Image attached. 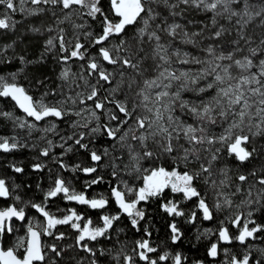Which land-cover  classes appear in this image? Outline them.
Instances as JSON below:
<instances>
[{"label":"trees","instance_id":"trees-1","mask_svg":"<svg viewBox=\"0 0 264 264\" xmlns=\"http://www.w3.org/2000/svg\"><path fill=\"white\" fill-rule=\"evenodd\" d=\"M174 3H177V0H169V4ZM248 3L254 7L249 8L252 19L243 18L248 20L246 24L240 16H232L229 19L230 13L215 15L212 11H204L203 6L196 8L180 4L171 10L178 13L172 16L169 9L162 4H151L149 6L160 15L155 20L149 21L147 31L149 33L157 31L161 36V43L167 44L171 41L170 52L174 48H179L182 52L199 55L201 58L206 56V52L201 49L209 45L215 46L218 52H227L239 47L241 51L235 53L236 59L250 56L249 49L256 48L258 53L253 60L254 63H258L260 59H264V44L260 43L264 40V23H262L264 13L260 16H255L254 13L264 6V0H248ZM13 4L15 11L0 5V19H5L7 16L10 25L7 29H0V77L9 84L22 86L34 101L43 99L49 106L60 107L59 101H65L69 96L76 97L77 93L87 96L91 89L85 86L80 75L87 77L88 85L96 83L97 76L93 74L88 77L86 65L100 47L98 45L93 47L90 41L102 33V25L99 22L101 17L98 16L97 20H93L84 14L86 9L74 10L76 6H73V9H63L61 4L53 5L50 2L34 5L31 0H23V2L13 0ZM101 4L104 5L106 15L109 14V0H101ZM230 7L243 15V0L238 4L233 3ZM217 11L222 9L218 8ZM214 16L215 25L212 23ZM172 23H179L182 30L189 34L200 33L192 37L197 41L198 47L182 43L181 35L173 39L161 30ZM157 25L160 29H157ZM141 27H143L141 21L129 26L126 29L127 36L124 38L131 42V38L136 36L137 29ZM221 28L225 30L223 35L219 39H213V34ZM177 32L181 33V30L178 29ZM87 33H92V36H87ZM241 33L245 39L240 40L239 45H234L232 41L239 39ZM61 36L67 49L64 52L60 50ZM49 39L53 40L52 46L47 45ZM119 39V37L112 38L113 42H119ZM77 42L85 46V59L73 58L69 59L67 64L63 63L62 57L68 56ZM155 43L149 41L146 34L144 42L135 45L137 49H143L137 52L133 60L134 63L139 61L141 74L131 68H120L119 65L104 63V67L113 72L114 79L111 84L101 82L103 86H98L97 99L103 100L104 97L112 99L109 93L118 83L121 87L114 94L115 99L124 100L126 96L131 99L143 87L145 79L154 78L156 74L154 66L157 61L152 59V52ZM105 45L111 47L108 42H105ZM119 55L127 56L128 53L122 51ZM81 65L85 67L82 68ZM65 69L69 71L67 80L61 78ZM121 72L124 73L123 77L120 75ZM233 72L235 74L236 70L233 69ZM132 79L135 83L129 89L128 84ZM189 96L191 94H186L184 98L188 99ZM105 106L108 109L114 108L113 104L107 102ZM63 107L70 113L63 120L49 117L36 122L27 117L15 101L8 97H0V141L7 139L10 144H18L16 149L9 152L0 151V179L5 180L10 192L8 198H0V210L15 206L25 212L23 221L13 218L11 224L14 231L0 238V247L5 250L13 248L19 238H25L26 246V231L30 221L38 231L41 230V225L45 223L44 217L31 207L32 204H40L46 206L45 210L57 218L70 214L69 209L75 210L82 217L78 221L81 227L89 220L92 221V228L103 227L102 217L105 215L120 217L113 222L112 228L104 236L98 237L95 241H84L95 252V256L77 246L79 233L75 229L70 225H57L52 230L51 236L41 235L42 244L45 245L43 264H92L93 260L96 264H149L152 260H155L156 264H175L174 258L177 255L181 257V264H230L233 257L242 260L245 255L249 257V264H264V230L255 233L254 237L248 238L241 244L235 239L239 235L240 228L233 224L235 218L239 216L241 226L249 220L255 221V224H249V228L256 225L264 226V184L259 183L264 179V133L253 135L257 129L252 127L249 131L245 127L243 134L249 136V142L242 146L252 152V155L244 162L237 160L234 154L229 155L226 145L220 143L195 145L198 152L190 154L188 159L184 160V149L190 150L193 145H190L182 134L178 140L172 141L174 151L166 153L156 142L163 143L159 136L156 137V141L149 139L145 148L139 141L130 137L126 142L111 140L103 128L99 133L89 134L98 123L100 125L109 123L104 112L96 110L100 117L99 121L92 119L88 127L80 126L85 122L83 117H89V113L84 112L81 117L74 113L84 108L94 109L93 101L80 104L77 100L75 105L68 101ZM3 113H10L11 117H6ZM177 114L179 115V112ZM181 118L187 124L196 126V121L190 115H182ZM234 119L236 118L230 116L226 121L218 119L216 125H206L207 134L218 136ZM25 121L27 124H34L35 127L21 128L19 124ZM259 122V118L252 120L253 125ZM53 123L54 129L44 131L46 128L51 129ZM115 123L112 122V125ZM74 124L76 127H73ZM261 127L264 128V125ZM126 130L127 126L117 133V137ZM81 132L85 134L82 143L88 145L86 149L75 143ZM234 133L240 134V130L234 129ZM136 134L139 135L140 132ZM69 136L72 139H67ZM69 148L71 151H68ZM217 148L221 151L216 152ZM45 150H48L47 156L42 155ZM146 150L152 151L154 155L150 158L144 157ZM93 151L101 155L102 159L99 162L91 160ZM213 154L217 155L215 161L211 160ZM133 156L138 159L133 160ZM37 164L42 167L34 170ZM61 164L65 167H61ZM77 165L79 168L76 167ZM201 165L209 168V172H203ZM14 167L22 168L23 171L17 173ZM88 167H96L97 171L85 174L82 169ZM161 167L167 171L198 174L192 186L200 195L185 199L183 193H173L170 187L165 188L158 195L138 203L137 209L144 212V217L143 219L137 217L138 223L133 227L131 223L133 217L127 216L119 208L111 195L112 188L116 187L125 192L126 201L132 202L136 191L143 187V177ZM137 168L140 169L139 172L136 171ZM241 175L247 178L243 182L239 180ZM97 178L102 179L89 187V183ZM57 179L64 180L70 191L82 193L87 199H105L107 201L105 207L92 209L88 205L67 201L62 193L46 200V193L54 187ZM125 185L128 187L126 188ZM128 188L133 191L129 193ZM201 198L209 206L211 219H204L203 212L198 207ZM226 200L231 203H225ZM217 204L221 207L217 208ZM167 205L177 206L183 215L169 214L165 211ZM250 212L251 216H249ZM173 224L177 229L175 234L172 232ZM224 228L228 229L232 237L231 243L219 239V231ZM60 234H63V239H56ZM174 235L178 237L175 240H173ZM145 240L155 249L147 253V261L139 258V253L144 250L139 249L137 243ZM213 244L217 245L215 257L209 255ZM48 245H55L61 255L57 256L47 247ZM22 254L23 248L17 251V255L22 256ZM161 256H167V259L160 260ZM125 257H131V261H126Z\"/></svg>","mask_w":264,"mask_h":264},{"label":"snow or ice","instance_id":"snow-or-ice-1","mask_svg":"<svg viewBox=\"0 0 264 264\" xmlns=\"http://www.w3.org/2000/svg\"><path fill=\"white\" fill-rule=\"evenodd\" d=\"M49 2L53 5L61 4L63 9H73V6H76L74 10L86 9L84 14L93 20H97L98 16L101 17L99 22L102 25V33L93 37L90 41L93 47L97 45L100 47L97 49V54L86 65L88 77H91L93 74L97 76L96 83L88 85L87 77L81 74L80 79L84 80L85 86L91 89L87 96L77 93L76 97L69 96L67 100L59 101L58 104L61 106L57 107L49 106L43 99L34 101L33 97L28 95L22 86H18L15 83L9 84L0 77V97H11L26 116L36 122L49 117L63 120L66 115L70 114L63 107L68 101H71L73 105L77 103V100H79L80 104H85L86 101H93L94 109L84 108L74 113L78 117H81L84 112L89 113V117H83L85 122L80 126L88 127L92 119L99 121L100 117L97 115L96 110L104 112L109 123L104 125L98 123L95 128L90 130L89 134L99 133L101 128H103L107 137L111 140L126 142L130 137L132 140L139 141L140 145L145 148L147 147L146 142L149 139L156 141V137L159 136L163 143L160 141L156 142L160 144V147L166 153L174 151L172 141L174 139L178 140L182 134L187 142L193 145L190 150L184 149V160H187L190 154L198 152L195 145H203L205 143L208 145L216 143L226 145L227 153L229 155L234 154L240 162H244L250 158L252 152H249L246 147L242 146L249 142V136L243 134L245 127L249 131H251L252 127H255L257 132L253 133V135L264 133V128L261 127V125H264V59H260L258 63H254L253 60V57L258 53V49L250 48V56L236 59L235 53L241 51L239 47H235L227 52H218L215 46L209 45L205 49H201V51L206 52L205 58H201L199 55L186 51L182 52L179 48H174L170 52L171 41L167 44L161 43V36L157 34V31L150 33L147 31L149 21L155 20L160 15L149 6L151 4H162L169 9L172 16L178 13L171 10L177 8L180 4L191 5L196 8L203 6L204 11H212L215 15L230 13L229 19L232 16H240L243 23L246 24L248 20L252 19L249 8L254 7L249 5L248 0H243V15L230 7L233 3L238 4L240 0H177V3L174 4H169V0H110V10L107 15L103 10L101 0H31V3L34 5L47 4ZM0 5H5L6 9L11 11L16 10L13 0H0ZM218 8L222 9V11H217ZM262 13H264V6H261L260 11L255 12L254 15L260 16ZM244 17H248V20H244ZM7 19V16L5 19H0V29L9 28L10 25ZM138 21L143 23V27L137 29L136 36L131 38V42H129L128 39L124 38L127 36L126 29L129 26L136 25ZM212 23L213 25L216 23L215 16ZM77 27H83V25H77ZM157 29H160L159 25H157ZM178 29L181 30V33L177 32ZM161 30L173 39L177 35H181L182 43L198 47L197 41L193 40L192 37L200 35V33L189 34L187 31L182 30V26L179 23L168 24L167 27ZM224 31L221 28L213 34L212 38L219 39ZM146 34L149 41L156 42L152 52V59L157 61L154 66L156 73L154 78L145 79L143 87L131 99L127 96L124 100L115 99L114 94L121 87V84L118 83L109 93L112 99L104 97L103 100H98L99 87L103 86L101 82L111 84L114 79L113 72L108 71L104 67V63L112 66L119 65L120 68H131L136 70L138 74H141L139 71V61L134 63L133 60L138 51H143L142 48L137 49L135 45L143 43ZM86 35L92 36V33H87ZM113 37H119V42H113ZM244 39L245 37L241 33L239 39L232 41V43L239 45L240 40ZM105 42H108L111 47L106 46ZM260 43L264 44V40H261ZM47 45L52 46L53 40L49 39ZM60 50L62 52L67 51L63 36L60 37ZM122 51L128 53V55H119ZM85 55V46L77 42L74 45V50L68 56L62 57V62L67 64L68 60L73 58L84 60ZM225 61H228V63H224ZM174 65H179L180 67ZM81 67L84 68L85 66L81 65ZM254 68L256 71H252ZM233 69L236 70L235 74ZM120 75L123 77L124 73L121 72ZM68 77L69 71L65 69L61 74V78L67 80ZM134 83L135 80L132 79L128 84L129 89L132 88ZM186 94H191V96L185 99L184 96ZM105 102L113 104L114 108H106ZM178 112L179 115L177 114ZM3 115L11 117L10 113H3ZM182 115H190L196 121V126L183 121ZM230 116L236 119L221 134L218 136L215 134L209 136L207 134L208 129L206 125H216L218 119L226 121ZM255 118H259L260 122L253 125L252 120ZM112 122H116L115 125H112ZM77 124H79V121ZM19 126L21 128L25 126L28 128L35 127L34 124H27L26 121L21 122ZM125 126H127V130L117 137V133ZM73 127H76V124ZM54 128L55 124L53 123L51 129L46 128L44 131ZM234 129H239L240 134L234 133ZM137 132H140V134L137 135ZM173 133H175V136H173ZM84 137L85 134L81 132L75 143L80 145L81 148L86 149L88 145L82 143ZM67 139H72V137L69 136ZM17 147V143L10 144L7 139L0 141V151L9 152ZM68 151H71V149L69 148ZM215 151L220 152L221 149L217 148ZM105 154H107V150H105ZM42 155L47 156L48 150L43 151ZM153 155L152 151L146 150L144 152V157L150 158ZM101 159V155H98L95 151L91 152V160L93 162H99ZM132 159L137 160L138 157L133 156ZM216 159L217 155L213 154L211 160L215 161ZM41 167V165L37 164L34 166V170H39ZM61 167H65V165L61 164ZM76 167L79 168V165ZM201 168L203 172H209V168L203 165H201ZM14 171L19 173L23 169L14 167ZM82 171L85 174H91L96 172L97 169L96 167H88L83 168ZM136 171L139 172L140 169L137 168ZM196 175L198 174L179 173L176 170L167 171L161 167L152 170L149 175L143 177L144 186L136 191L135 199L132 202H127L125 192L118 190L116 187L112 188L111 195L115 198L119 208L129 217H133L131 223L135 227L138 223L136 218L143 219L144 217V212L137 209L138 203L146 201L149 197L158 195L165 188L170 187L173 193H183L185 199L198 197L200 194L192 186ZM101 179L92 180L88 186L90 187L92 184L99 183ZM246 179L243 175L239 176L241 182ZM259 183L264 184V179H261ZM125 187L127 188L128 186L125 185ZM132 191L133 189L128 188L129 193ZM61 193L67 201H75L82 205H88L92 209L104 208L107 203L103 198L87 199L82 193L70 191L62 179L55 181L54 187L46 193L45 199L54 198ZM9 195L10 192L5 180L0 179V198L6 199ZM16 199H19V197H16ZM225 203L230 204L231 202L226 200ZM31 207L44 217L45 223L41 225V230L38 231L34 224L31 221L29 222L26 231V246L25 238H19L18 243L13 248L5 250L0 247V264H43L45 260V245L42 244L41 235L51 236L53 234L52 230L57 225H70L75 229L79 233L76 240L77 246L95 256V252L84 241H95L98 237L104 236L112 228L113 222L120 218L119 215L111 217L105 215L102 217L103 227L92 228L91 220L81 227L78 221L82 217L75 210L69 209L70 214L65 215L63 218H57L45 210L46 206L32 204ZM198 207L203 212L204 219L212 218L209 206L205 203L204 199H199ZM216 207L220 208L221 205L217 204ZM165 211L177 216L183 215L175 205L165 206ZM251 214L250 212L249 216ZM13 218L23 221L25 219L24 210L22 208L18 209L15 206H9L0 210V238L14 231L11 224ZM233 224L240 228L239 235L235 239L241 244L245 243L248 238L254 237L255 233L264 230V226L261 225L249 228V224H255V221L251 220L243 223L241 226L239 216L235 218ZM172 232L174 234L177 232L174 224L172 225ZM177 238L176 235L173 236V240ZM56 239H63V234L58 235ZM219 239L223 242L231 243L232 237H230L228 229L224 228L219 231ZM137 243L138 248L144 250L139 253V258L147 261V253L153 252L155 249L150 247L146 240ZM47 247L52 252H55L57 256L61 255V252L57 250L55 245H48ZM21 248H23L22 256L17 255V251ZM209 255L212 257L217 255L216 244L212 245ZM159 259L165 260L167 256H161ZM125 260L131 261V257H125ZM174 260L175 264H181V257L179 255ZM92 264H96V261L93 260ZM149 264H156V261L152 260ZM230 264H249V257L245 255L242 260H237L236 257H233Z\"/></svg>","mask_w":264,"mask_h":264},{"label":"rangeland","instance_id":"rangeland-1","mask_svg":"<svg viewBox=\"0 0 264 264\" xmlns=\"http://www.w3.org/2000/svg\"><path fill=\"white\" fill-rule=\"evenodd\" d=\"M108 6H109V8H110V0H109V4H108ZM103 10H104V12H105L104 5H103ZM105 14H106V12H105ZM143 186H144V184H143Z\"/></svg>","mask_w":264,"mask_h":264},{"label":"water","instance_id":"water-1","mask_svg":"<svg viewBox=\"0 0 264 264\" xmlns=\"http://www.w3.org/2000/svg\"><path fill=\"white\" fill-rule=\"evenodd\" d=\"M9 99H11V97H8ZM12 100V99H11ZM13 101V100H12ZM128 216V215H127Z\"/></svg>","mask_w":264,"mask_h":264}]
</instances>
